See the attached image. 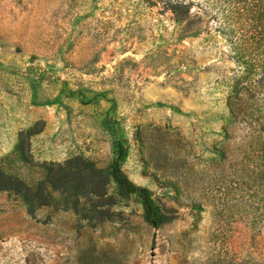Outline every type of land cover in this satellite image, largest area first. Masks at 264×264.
<instances>
[{
    "label": "rangeland",
    "instance_id": "obj_1",
    "mask_svg": "<svg viewBox=\"0 0 264 264\" xmlns=\"http://www.w3.org/2000/svg\"><path fill=\"white\" fill-rule=\"evenodd\" d=\"M189 13L0 0L1 167L49 194L31 211L0 190V264H264V82L247 84L208 12ZM115 164L166 223L118 195Z\"/></svg>",
    "mask_w": 264,
    "mask_h": 264
},
{
    "label": "trees",
    "instance_id": "obj_2",
    "mask_svg": "<svg viewBox=\"0 0 264 264\" xmlns=\"http://www.w3.org/2000/svg\"><path fill=\"white\" fill-rule=\"evenodd\" d=\"M179 21L190 17V6L194 2L200 9L208 12L215 21L214 29L225 36L231 45V51L243 64L247 84L264 82V0H167ZM197 17V14H193ZM32 132L21 131L16 153L25 158L28 152V139ZM95 173V170H93ZM111 177L118 188V195L127 197L137 195L142 203L146 222L153 228H158L167 222V217L155 205L149 191L133 184L115 164L111 168ZM97 180L103 176L95 173ZM57 185V189L65 191L61 177L49 176L46 182ZM53 179V181H52ZM59 183V184H58ZM64 183V182H63ZM0 190L14 191L23 196L33 209L46 205L49 194L39 196L33 193L31 187L18 176L6 173L0 163Z\"/></svg>",
    "mask_w": 264,
    "mask_h": 264
}]
</instances>
